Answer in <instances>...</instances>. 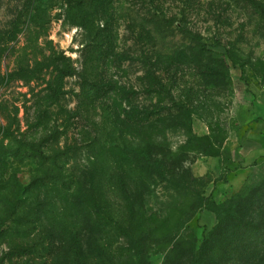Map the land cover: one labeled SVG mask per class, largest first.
<instances>
[{"label": "rangeland", "instance_id": "374dc122", "mask_svg": "<svg viewBox=\"0 0 264 264\" xmlns=\"http://www.w3.org/2000/svg\"><path fill=\"white\" fill-rule=\"evenodd\" d=\"M85 1L0 0V264H264V0Z\"/></svg>", "mask_w": 264, "mask_h": 264}, {"label": "trees", "instance_id": "16d2710c", "mask_svg": "<svg viewBox=\"0 0 264 264\" xmlns=\"http://www.w3.org/2000/svg\"><path fill=\"white\" fill-rule=\"evenodd\" d=\"M25 1L28 2V4L32 5L31 11H29L28 13L25 14L23 20L20 18V15L16 16V19L13 21L12 29L8 30V32L6 31L5 34H4V36L6 35L5 38H4V39H6V41L12 42V41L16 40L18 34L23 31V28H24L25 25L31 24V23H33L35 26L37 25L36 24L37 15L35 13L37 8H35L34 5L39 4L40 2H42L44 0H25ZM62 1H64V0H62ZM65 1L69 3V1H71V0H65ZM76 1H77V3H76L77 8H80L82 3L80 2V0H76ZM188 1H191V0H188ZM85 2H87V0ZM88 2H89L88 6L91 5V9H92L93 13L94 14H98V15L100 13L102 15H104L103 13H106L105 12V7L107 5H109V3H110L107 0H88ZM256 5L258 6V2H256ZM163 18L164 19L161 20V23L166 25V26H169L174 21V19L171 18V17H163ZM20 24H21V26H20ZM186 32L188 33V39H189L188 42H189V44H192V45L187 47V50L190 53L201 54L202 55L205 51H204V48H202L203 44H201L199 42L200 39H202L201 36L199 34L191 32V31H186ZM97 35L98 36H95V37H98L99 41L96 43L95 52L98 54V56L99 55L101 56L107 50V44L108 43H105L106 37H104L103 34H97ZM37 36L38 35L36 34L35 38H37ZM93 48H94V46H93ZM6 49H7V47H4V48L1 49L0 58H2L3 55H5L4 51ZM51 56L53 57V59H52L53 63H56L57 60H58L57 55H54V52H52ZM56 69L59 70L61 75L68 73L65 66L62 69H59L58 66H56ZM147 71L149 72V76H150V77H148L149 81L150 82L151 81H155L156 84H160L162 86V83L160 82V79L155 75L154 71H151V70H147ZM2 78H3V76L0 73V80H2ZM93 88H96V86L93 85ZM170 101H172V103H174L171 96H170ZM175 106H177V105L173 104L172 109L171 108H167L168 111H167L166 118L167 119H171V118L181 117L182 119H185L186 118L185 117V113L186 112L185 111H181L180 107L178 108V107H175ZM173 112H175V116L176 117L172 115ZM4 164L5 163L2 160V156H1L0 157V195H1L2 191L6 188L5 183L1 180V173H2V170H3ZM138 195H139L140 199L141 198L143 199L144 194L142 192H139ZM12 236H14V235H12ZM74 240L75 241H72V238H71V241L69 240V243H70V247H75L76 249L65 253L64 257H61V262L63 261V264H80L82 262L88 263L89 261H91V257H93V252L90 250V245L93 244V240L91 238H88V240H87V242L85 244V246H86L85 251L82 249V244L80 243V241L78 239L76 241V238H74ZM59 241H60V243L61 242L66 243L67 239L64 238V239L59 240ZM61 262H58V263H61Z\"/></svg>", "mask_w": 264, "mask_h": 264}]
</instances>
